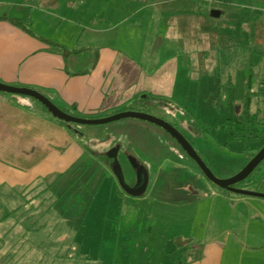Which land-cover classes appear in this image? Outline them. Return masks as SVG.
<instances>
[{
  "label": "rangeland",
  "instance_id": "rangeland-1",
  "mask_svg": "<svg viewBox=\"0 0 264 264\" xmlns=\"http://www.w3.org/2000/svg\"><path fill=\"white\" fill-rule=\"evenodd\" d=\"M35 9L49 17L48 35L65 43L64 54L80 51L66 56L71 71L91 70L93 50L106 42L131 55L148 77L175 71L169 86L143 92L99 118L133 111L164 120L185 134L218 179L233 176L248 162V152L215 128L243 109L242 100L234 103L233 97L245 95L249 70L253 84L264 74V0H0V15L22 16L31 31L39 24L30 22ZM210 10L216 13L212 17ZM90 29L100 31L91 35ZM1 94L56 120L31 97ZM251 110L264 131V98L254 97ZM57 121L82 152L62 178L39 176L2 224L31 232L20 247L36 251L23 256L21 264H174L225 221L228 198L240 197L212 184L154 124L130 118L102 125ZM34 130L32 140L45 147L46 128ZM112 148L118 149L124 171L130 157L146 168L149 198L143 204L119 187L108 162ZM42 153L37 149L20 166L33 165ZM165 183L175 184L178 196L165 198L160 192ZM154 184L159 190L150 197ZM234 187L264 194V159ZM8 209L13 208L0 207V216Z\"/></svg>",
  "mask_w": 264,
  "mask_h": 264
},
{
  "label": "crops",
  "instance_id": "crops-1",
  "mask_svg": "<svg viewBox=\"0 0 264 264\" xmlns=\"http://www.w3.org/2000/svg\"><path fill=\"white\" fill-rule=\"evenodd\" d=\"M35 11V18H29L33 25L39 22L35 29L38 31L29 29L31 33L11 22L22 16L0 15L1 83L37 90L61 110H71L73 113L68 114L84 118L102 117L105 112L135 102L143 92L160 91L171 84L175 71L161 77H148L131 55L111 47L108 42L98 43L93 50L95 53L86 52L95 54L91 70L71 71L66 56L80 51L72 49L64 54L65 43L48 35L47 14L39 9ZM89 31L93 35L100 30ZM1 93L0 207L13 209L3 211L0 216V264H10L2 262L4 259L21 264L23 256H31L36 251L20 247L21 240L31 232L19 226L4 229L2 224L7 223L10 213L19 209L18 201L39 176L56 174L57 179L62 178L82 151L58 119L32 111L16 103L14 98L3 99ZM37 127L46 128L47 141L41 143L45 147H39L31 138ZM57 146L64 149L53 150ZM37 149H41L43 155L33 165L24 163L20 166L19 163L29 161L28 156ZM228 201L225 221L215 223L212 233L204 236L201 243L192 244L193 254L196 252L197 257L185 264H264V199L231 197ZM28 218L30 216H24V219ZM192 241L195 242L194 238Z\"/></svg>",
  "mask_w": 264,
  "mask_h": 264
},
{
  "label": "water",
  "instance_id": "water-1",
  "mask_svg": "<svg viewBox=\"0 0 264 264\" xmlns=\"http://www.w3.org/2000/svg\"><path fill=\"white\" fill-rule=\"evenodd\" d=\"M0 92L31 97L37 100L40 104H42V106L45 107V109L48 111V113H50L52 117L66 123H77L84 125H102V124L118 121L121 119L130 118V119L141 120L154 124L157 127H160L162 130H164L172 139L175 140V142L181 147V149L185 152V154L191 160L194 161V163L200 169L201 173L212 184L220 188L228 189L235 194L264 199V194L252 192V191H246L234 187V185H236L237 183L245 180L257 167V165L264 159V145L243 166V168L239 172H237L236 174H234L229 178L218 179L216 176H214L211 170L203 162V160L200 158V156L197 154V152L194 150V148L188 142V140L183 136V134L179 132L174 126L170 125L169 123L165 122L160 118L141 112L125 111L104 118L86 119V118L75 117L73 115L64 112L54 103H52L45 95L31 88L10 86L0 82ZM117 153H118L117 148H112L108 152V158H112L113 164L115 165H117V160H116ZM112 172L116 177L119 187L122 189L124 193L134 197L140 196L141 194L144 193L147 185V178L144 179L143 184L141 186L131 188L129 185L125 183L123 174L121 173L118 167L114 168Z\"/></svg>",
  "mask_w": 264,
  "mask_h": 264
},
{
  "label": "trees",
  "instance_id": "trees-1",
  "mask_svg": "<svg viewBox=\"0 0 264 264\" xmlns=\"http://www.w3.org/2000/svg\"><path fill=\"white\" fill-rule=\"evenodd\" d=\"M210 17L213 16V14H216L214 11L210 10ZM14 25L21 27L22 29H24V31H26L27 33H31V31L25 27V25L23 24V20L22 19H14L11 21ZM49 44L52 47H56V44L49 42ZM248 81L246 83V92L245 95L241 98L238 97H233V102L236 103L237 101H240V99L242 100L243 103V109L239 112V110H235V113H237V116L235 114L232 116H227L221 123H219L216 128L215 131L219 132L223 135H225L227 142L228 143H238L241 147V152H248V154L250 155L249 160L256 154V152L264 145V142L261 141V138L263 137V133L264 131L261 129V123L259 121H257V112H253L251 110V103H252V99L258 98V97H263L264 98V74L260 76L258 83L253 84L252 81V74L249 70L248 73ZM253 85L256 86V89H254ZM44 107V106H43ZM45 108V107H44ZM234 112V111H233ZM179 132H181L178 129ZM183 134V136L188 140L189 143L190 140L185 136V134L183 132H181ZM174 142L175 140L172 139ZM176 143V142H175ZM176 145L181 149V147L176 143ZM182 150V149H181ZM182 152L184 153V151L182 150ZM189 158V157H188ZM190 159V158H189ZM191 160V159H190ZM248 160V161H249ZM193 163L194 161L191 160ZM195 164V163H194ZM195 166L198 168V166L195 164ZM80 166L75 167V169H79ZM198 170L200 171V169L198 168ZM201 172V171H200ZM175 184H169V183H165L160 187V192L162 193H166V197H176V195L178 196V194H176L175 192L177 191V188L173 189L172 187H174ZM236 186V185H234ZM157 190H159V187L154 184L153 188L150 190L149 192V196L153 197V195H155L157 193ZM240 197H243L245 195H240L238 194ZM139 200L142 201H137L138 203H144L146 200V198L149 197H145L144 193L141 194L139 197ZM137 210L141 211V205H137ZM142 216V213L138 214ZM151 229V228H149ZM187 246L186 247H182L180 250L183 251V254L185 251H187ZM180 247V246H179ZM190 254H188L189 256H183L181 257V259H178V261H175L174 264H185L187 261L189 260H194L196 259L197 255L192 252H188Z\"/></svg>",
  "mask_w": 264,
  "mask_h": 264
},
{
  "label": "flooded vegetation",
  "instance_id": "flooded-vegetation-1",
  "mask_svg": "<svg viewBox=\"0 0 264 264\" xmlns=\"http://www.w3.org/2000/svg\"><path fill=\"white\" fill-rule=\"evenodd\" d=\"M108 159L111 170L118 167L121 173L123 174L125 183L129 185L131 188L141 186L145 178H147V184H148V172L146 168L140 165L139 163H137L135 159L130 157L129 159L130 162H128V165L124 167L125 171L123 170V167L120 164V162L117 161V165H115L113 164L112 158H108ZM116 160H117V156H116ZM126 178L128 179V181H126Z\"/></svg>",
  "mask_w": 264,
  "mask_h": 264
}]
</instances>
